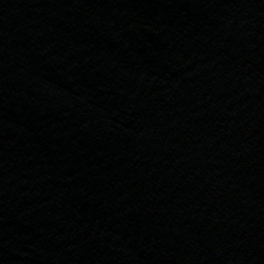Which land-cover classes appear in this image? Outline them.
<instances>
[{
	"label": "water",
	"instance_id": "obj_1",
	"mask_svg": "<svg viewBox=\"0 0 264 264\" xmlns=\"http://www.w3.org/2000/svg\"><path fill=\"white\" fill-rule=\"evenodd\" d=\"M0 264H264V0H0Z\"/></svg>",
	"mask_w": 264,
	"mask_h": 264
}]
</instances>
